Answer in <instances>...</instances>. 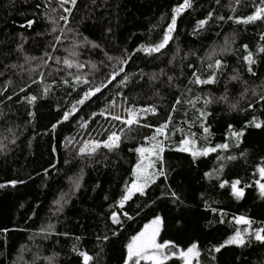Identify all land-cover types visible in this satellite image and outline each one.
Instances as JSON below:
<instances>
[{"label":"trees","instance_id":"obj_1","mask_svg":"<svg viewBox=\"0 0 264 264\" xmlns=\"http://www.w3.org/2000/svg\"><path fill=\"white\" fill-rule=\"evenodd\" d=\"M180 2L182 0H96L93 4L92 0H77L69 17L70 23L65 26L60 21L59 27L66 28L65 35H61L59 31L51 33L52 25L43 18L46 11L43 0H0V183L6 184L0 188V229H9L6 234L0 233V264H13V261L23 264L19 259L21 255L24 262H30L34 255L49 257L54 254V264H80L72 250L74 244L92 255L95 264H122L127 239L156 214L165 221L162 240H172L181 247L199 242L201 264H264V245L255 241L245 247L232 245L220 253H213L215 261H211L207 252L212 245L222 243L233 233L234 225L228 223L233 216L244 215L255 221L254 227L264 226V199L254 183L259 179L257 165L264 166V127L244 129L238 147L235 139L228 136L229 125L240 131L254 116L264 121V102L256 103L257 97L253 96V90L264 91V53L257 52V48L264 45V40L260 39L264 21L245 25L227 20L229 15H249L254 10L253 3H259V0H241L238 6L234 0H219L218 3L217 0H192V8L178 17L173 39L164 49L151 55L137 52L139 46L155 44L162 38L170 22L171 8ZM37 4L41 7L37 8ZM232 7H235L234 13ZM48 11L54 17L58 16ZM209 12L213 17L203 28L194 31L196 22L205 19ZM219 16L225 20L217 19ZM27 19L34 20V24L31 28H21ZM67 28L74 31L69 32ZM109 28L111 32L107 31ZM77 33L101 47L81 46L77 48L79 55L70 57L64 49L71 50L73 41H80L82 37ZM21 35L25 38L23 42ZM54 36L62 39V43L56 44L55 51L50 47L55 43ZM21 43L23 50L17 51ZM242 45H247L254 54V76L242 60L246 54ZM225 48L228 50L224 51ZM125 49L134 53L124 65L125 72L84 105H78V111L58 124L53 132L51 125L61 119L63 111L70 109L82 95V90L105 80L115 63L108 61L107 56H122ZM213 51L215 55L209 59ZM45 52L61 57V63L48 59ZM25 57H43L47 64L40 59L26 61ZM63 58L78 60L85 67L67 69L62 63ZM215 59L224 64L216 83L189 84L194 71L201 78H207L210 75L207 65ZM92 64L96 65L95 69L91 68ZM58 68L61 71H57ZM234 70L241 77L239 81L230 80ZM41 73L43 85L51 86L46 96L42 95L43 85L32 82L40 81ZM125 74L128 81L120 85ZM75 75L86 76L90 85L81 84L73 91L63 81L72 82ZM169 77L173 79L169 81ZM21 87L25 91L21 92ZM245 89L248 91L241 96ZM26 95H36L38 99L29 105L24 99ZM197 96L200 100L196 108L204 107L205 98L214 101L206 108L210 113L206 120L211 131L208 140L203 139L199 121L190 129L185 123L196 115L191 105H178L172 114L171 127L183 128L184 133L169 132V148L163 153L167 179L160 177L145 196L136 194L126 203L125 210L135 219L125 221L120 234L112 236L111 229L116 226L109 220L114 210L109 205L115 206L125 182L130 181L137 158L129 149L143 143L144 136L151 135L154 129L133 126L134 130L122 137L118 150L101 149L91 157L76 155L79 143L106 139L108 132H118L123 127L118 121L111 120V116L107 119L100 116L102 110L106 115L111 112L124 116L126 107L154 105L158 114H149L140 123L156 126L167 118L176 97L194 100ZM222 96H227V100H220ZM249 103L252 108H248ZM230 104H236L237 108L230 109ZM29 112L34 116H29ZM93 113L97 115L93 116ZM82 122H87L86 128L80 127ZM189 132L196 133L198 146L229 143L230 147L200 157L193 163L189 154L174 150L183 135ZM217 155L222 158L235 156L236 159L218 160ZM221 164V179H240L238 187L252 185L244 189L242 199H235L229 186L221 189L217 179L204 176L205 172H212ZM77 176L82 177L81 187L68 197L63 211L56 212L54 202L62 193L70 192V178ZM10 180L25 183L13 187L7 184ZM169 189L182 203L173 202L168 196ZM212 208L226 213L225 223L218 222L219 211L213 213ZM49 224L54 226L56 234L44 239L40 230ZM105 234L110 239L100 244L96 237ZM76 237H80L79 241ZM22 246L28 251L21 253ZM36 264H46V261L39 259ZM169 264L182 262L175 260Z\"/></svg>","mask_w":264,"mask_h":264},{"label":"snow or ice","instance_id":"obj_2","mask_svg":"<svg viewBox=\"0 0 264 264\" xmlns=\"http://www.w3.org/2000/svg\"><path fill=\"white\" fill-rule=\"evenodd\" d=\"M219 0H217V3ZM235 5L238 6L241 3V0H234ZM92 3L95 4L96 0H92ZM55 4V6H53ZM70 5V6H69ZM43 8L46 10L44 13V19H46L51 25V33H55L59 31L61 35H65L66 28L59 27L60 21L64 22V25L67 26L70 23L69 17L72 15L73 10L77 6V0H43ZM37 8L41 7V4L36 5ZM253 11L247 16H234L229 15L227 20H231L236 24H250L255 23L257 21H264V0H259V3H253L252 5ZM192 8V0H182V2L178 3L176 6L171 8V16L170 22L168 23L167 27L163 31L162 38L155 44L149 45H141L139 46L136 51L137 52H144L149 55L153 53H159L162 49H164L170 40L173 39V32L176 30L177 26V19L184 13L187 9ZM57 13L58 16L54 17L53 15L49 14ZM62 10V11H58ZM233 13L235 12V7H232ZM23 15V14H22ZM213 17V13L209 12L205 19L198 20L196 22V26L194 31L203 28L205 24ZM217 19L223 21L225 17L219 16ZM34 24V20L27 19L20 25L21 28H31ZM67 31L72 32L74 31L71 28H67ZM111 32V28L107 30ZM49 33V34H51ZM79 42L73 41V45L71 50L65 48V52L69 53L70 57H77L79 55L77 48L81 46H90L93 49L100 48L101 46L94 41L90 40L87 36H82ZM24 36H20V40L24 41ZM260 39L264 40V33H261ZM55 43L50 44L53 51L56 50V44L62 43L61 36H54ZM227 43V42H226ZM246 54L242 57L244 64L247 67V71L251 75H256V73L252 69V65L256 63L254 59V54L248 50L247 45H242ZM23 50V43L18 45L17 51ZM228 49L225 48L224 51ZM258 53H264V45H261L257 48ZM107 56V53H105ZM134 53L128 52V50H124V54L119 57L107 56L108 61H115L112 64V70L107 74L105 80H102L100 84L92 85L87 88V90H82V95L75 101L74 104L71 105L70 109L63 111V115L60 120L56 123L51 125V130L54 132L57 128V125L69 120V117L72 116L74 113L78 111V105H84L86 101L90 100L91 97L95 96L97 93H101L102 89L107 88L109 84L117 79L121 73L125 72L124 65L128 64L129 60L132 59ZM215 55V52L209 55V59H212V56ZM45 56L48 59H54L57 64L61 63V57H53L50 53L45 52ZM40 59L45 65L47 61L37 57H25V60H36ZM63 65L67 69H71L73 67L77 69H82L85 67L84 63L78 62V60L70 59V58H63L62 60ZM12 67H16L13 65ZM189 67H192L189 65ZM208 69L210 70V75L207 78H201L197 72L192 73V77L189 80V84L201 85V84H212L217 82V74L220 70L224 67L223 62L220 59H215L213 63H209L207 65ZM91 68L95 69L96 65L92 64ZM57 71H61V69H57ZM41 79L40 81L33 80V83H40L43 85V73L40 74ZM69 75H72L69 73ZM169 81L173 78L169 77ZM241 79L240 75L236 70H234V74L230 77V80H237ZM128 81V75L125 74L123 79L119 81L120 85H125ZM65 85H68L73 89L83 84L85 86L90 85V81L86 78V76L75 75L73 77V81L70 82L68 79L63 81ZM31 85H28L30 87ZM50 85H43V92L42 95L46 96L50 91ZM21 92L25 91L23 87L20 89ZM191 91V89H189ZM248 89H245L244 93H241V96H244ZM253 96L257 97L256 103L264 102V91L257 93L253 90ZM11 99V97H8ZM26 102L29 105H33L35 101L38 99L36 95H26L24 97ZM200 97L197 96L194 100H182L181 97H176L175 102L171 105V110L168 112L167 118L159 123L156 126H153L149 123L141 124V119H146L147 115H157L158 110L156 106L150 105L142 108H137L135 106H129L123 109L126 115L122 116L118 113H108L106 115L105 111H101L99 113L100 116H111V120L118 121L123 127L119 129V131H110L107 133L106 139L96 140V139H88L83 140L79 143V147L76 151V155L83 158L85 156L91 157L95 155L99 150L104 149L108 152H114L119 149L120 144L122 143V137L127 136L128 133L134 130L133 126L137 128H152L154 129L151 135L144 136L143 143L136 146L135 148H130V152H134L136 154V162L131 169V179L130 181H126L124 188L120 194L119 199L115 202L114 205H109L110 208H114L111 211L109 216V220L115 228L111 229L112 236H118L120 234V230L123 228L125 221L134 220L135 217L130 215L128 211L125 210V205L127 202L131 201L133 197L138 193L140 196H145L146 191L153 185H156L157 180L160 177H164L167 179V175L165 172V160L163 153L165 152L166 148H169V141L170 136L169 132H176L179 131L182 134L184 133L183 128H173L172 121H173V113L177 111V106L181 103H187L191 105L194 112L196 113L193 120L188 121L186 120L185 123L188 124L189 129L195 124L196 121H199L200 127L203 130V139L205 141L208 140V137L211 135L210 127L206 125L207 117L210 115L209 112L206 111L207 106L214 101L205 98L203 101L204 107L203 108H196V104L199 102ZM220 100H227V96L220 97ZM113 106H115V102H113ZM230 109L235 110L237 108L236 104H230ZM252 103H249L248 108H252ZM59 110V109H58ZM93 116L97 115V113H93ZM29 116H34V113L29 112ZM81 128L87 127V122H82L80 124ZM115 127V125H113ZM248 127H255L257 129L264 127V121L258 120L255 116L247 121L240 131L233 130V126H228V136L234 138L236 143V147L239 146L241 141V137L244 136V129ZM15 141H13L14 143ZM69 143H72L70 140ZM230 147L229 143H220L216 144L215 146L205 145V146H198L196 133L189 132L183 135V138L179 140L177 146H175L174 150L180 153H187L192 158V162L196 163L198 158L200 157H207L210 153H217L219 151H226ZM172 150V149H170ZM55 151V149H53ZM243 155V153H241ZM217 159H227V160H235V156H227L226 158H222L217 155ZM65 163H69V161H65ZM55 167V165H52ZM82 171V170H81ZM223 171V164H221L220 168L213 169L212 172H205L204 176L206 178H215L219 181V187L221 189L229 186L231 188V195L240 200L244 197V189L246 187H251L252 185L245 184L243 187H238L241 184L240 179L234 180H224L220 178V173ZM256 171L259 174V179L255 180V187L259 190V195L262 199H264V166L257 165ZM45 175L48 174V170H44ZM82 177L77 176L76 178H70L71 180V190L69 193H62L60 198L57 199L54 203L56 205V212L63 211V208L68 203V197L74 194L75 190H78L81 187V180ZM18 183H25L22 180H10L7 181L8 185L15 187ZM6 187V184L0 183V188ZM162 196L165 195L164 193L161 194ZM168 196L172 198L173 202H180L179 196L169 189ZM107 199V197H105ZM155 203V201H153ZM149 205H145L148 207ZM211 211L216 213L219 211L220 220L219 223H225V215L226 213L223 210H217L212 208ZM140 213L137 211L136 215L138 216ZM211 223V222H210ZM229 224L234 225V231L231 235H228L226 239L223 240L222 243L212 245L208 250V255L211 258V261H215L216 257L213 253H220L222 249L227 248L228 246L235 245L237 247H245L250 245L253 241L259 242L260 244L264 245V226L261 227H254L255 221L251 218L246 217L244 215L233 216L231 221H228ZM165 221L164 218L156 214L151 219H148L146 222L142 224L132 234L128 239L127 243L124 244V254L122 256V264H169L170 261L179 260L182 264H201V246L198 241H193L188 244L186 247H181L177 243L172 240H162L161 239V232L164 228ZM243 226V227H241ZM54 226L52 224L47 225V227H42L40 230V234L44 239H47L49 236L56 234L54 231ZM9 229L4 228L0 229V233L6 234ZM63 235H67L64 233ZM79 241L80 237L75 238ZM97 241L100 244L109 241V235L105 234L103 236H97ZM73 252L76 253L80 264H95V258L90 255L87 251L80 250L76 244L73 245L72 248ZM24 251H28V249L24 246L21 248V253ZM100 251H103V248H100ZM100 253H97L99 256ZM20 261L23 264H36V261L39 259H43L46 261V264H54L55 254L49 257H41L38 255H34L33 260L30 262H24L23 256L19 257ZM13 264H17V261H13Z\"/></svg>","mask_w":264,"mask_h":264},{"label":"rangeland","instance_id":"obj_3","mask_svg":"<svg viewBox=\"0 0 264 264\" xmlns=\"http://www.w3.org/2000/svg\"><path fill=\"white\" fill-rule=\"evenodd\" d=\"M158 181V180H157ZM138 194V193H137ZM194 264H195V262H194Z\"/></svg>","mask_w":264,"mask_h":264}]
</instances>
